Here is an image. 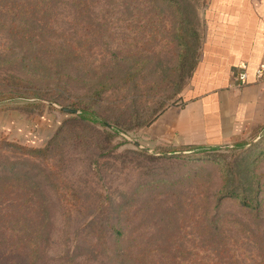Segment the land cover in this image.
I'll list each match as a JSON object with an SVG mask.
<instances>
[{
    "label": "rangeland",
    "instance_id": "obj_1",
    "mask_svg": "<svg viewBox=\"0 0 264 264\" xmlns=\"http://www.w3.org/2000/svg\"><path fill=\"white\" fill-rule=\"evenodd\" d=\"M206 1L0 0V214L18 220L0 231L21 232L0 236V264H209L215 213L233 264H264V123L241 147L193 152L146 134L182 103ZM219 162L234 183L255 169L258 214L218 206Z\"/></svg>",
    "mask_w": 264,
    "mask_h": 264
},
{
    "label": "crops",
    "instance_id": "obj_2",
    "mask_svg": "<svg viewBox=\"0 0 264 264\" xmlns=\"http://www.w3.org/2000/svg\"><path fill=\"white\" fill-rule=\"evenodd\" d=\"M202 21L182 103L162 111L146 133L156 146H223L264 123V0H207ZM239 65L246 68L244 84Z\"/></svg>",
    "mask_w": 264,
    "mask_h": 264
},
{
    "label": "trees",
    "instance_id": "obj_3",
    "mask_svg": "<svg viewBox=\"0 0 264 264\" xmlns=\"http://www.w3.org/2000/svg\"><path fill=\"white\" fill-rule=\"evenodd\" d=\"M162 1H170L172 3H176L177 0H162ZM194 31V30H193ZM194 39L196 41L199 40V34L197 31H194ZM179 47H180V53L179 55H182L181 49H185L186 43H189V40L187 37H182L181 34L179 35ZM52 45H57L61 50L64 49L68 50L69 46L67 41H62V43L53 42ZM196 61H194V65L192 67V71L196 65ZM191 71V74H192ZM190 74V76H191ZM105 85L100 84L98 88H96L93 92V98H99L101 95V92L105 90ZM87 110L83 109L80 116L82 118H87L86 116ZM89 114V112H88ZM88 119L91 121H95L94 119L90 118L88 115ZM103 123V121H101ZM261 125V124H260ZM257 127V126H256ZM255 127V128H256ZM252 131V130H251ZM250 131V132H251ZM118 134H121L120 131L116 130ZM244 138L236 140L234 142H231L229 144H225L223 146H208L203 144H184V145H172L169 146L170 148L167 150L168 153H176L181 148L183 152H193V151H203L206 149H220L222 147H233V145H236L238 147H241L244 145L243 142ZM219 169L221 172V178H222V186L219 189V194L217 197V204L223 202L224 200H232L236 204H238L239 208L241 210L248 211L250 213L258 214L260 211V207L262 204L261 198H260V192L262 188V184L257 177V174L255 172V169H250L248 171V174L245 176L244 179H241V182H231L230 176L228 173L229 166L228 163L225 164L224 162H219ZM206 226L204 231V237H205V246H203V250L206 254L211 255L212 262L209 264H233L234 263V254L232 253L231 248L229 245H227L226 237L224 234L223 228L220 226V222L223 220L222 216L215 213L209 217H206ZM13 217L10 214H0V225L2 224H8L11 222L12 225H15L18 223V220L13 222ZM9 231L12 232V234H9ZM21 232L17 229L8 228L6 231H0L1 239L4 240H10L16 237L17 234H20ZM8 234V235H5ZM26 236V235H25ZM26 242L25 246L28 248L27 256L31 257L32 253L36 252V248H34V244H36V241L38 240L39 233L35 231H31L26 236ZM12 247V244H11ZM19 244L15 248H11L12 253H15L19 251L20 248ZM121 258L120 264H127V258L124 253L118 255ZM20 260V259H19ZM135 262V261H134ZM260 263V262H259ZM13 264H20L16 260V262H13ZM140 264V263H138Z\"/></svg>",
    "mask_w": 264,
    "mask_h": 264
},
{
    "label": "built area",
    "instance_id": "obj_4",
    "mask_svg": "<svg viewBox=\"0 0 264 264\" xmlns=\"http://www.w3.org/2000/svg\"><path fill=\"white\" fill-rule=\"evenodd\" d=\"M239 70H238V74H237V79L239 84H244L247 78V72H246V68L244 65H239ZM262 70H257V75L261 76Z\"/></svg>",
    "mask_w": 264,
    "mask_h": 264
},
{
    "label": "water",
    "instance_id": "obj_5",
    "mask_svg": "<svg viewBox=\"0 0 264 264\" xmlns=\"http://www.w3.org/2000/svg\"><path fill=\"white\" fill-rule=\"evenodd\" d=\"M60 109H62L63 111H67V112H71V113H75V112H78L76 109H73V108H68V107H64V106H61ZM140 147H142V145L138 144ZM147 149V148H146Z\"/></svg>",
    "mask_w": 264,
    "mask_h": 264
}]
</instances>
